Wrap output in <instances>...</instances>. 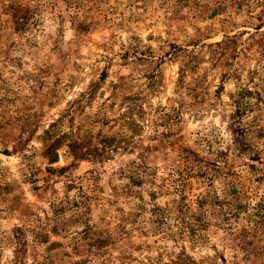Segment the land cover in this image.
I'll return each instance as SVG.
<instances>
[{
    "label": "rangeland",
    "instance_id": "374dc122",
    "mask_svg": "<svg viewBox=\"0 0 264 264\" xmlns=\"http://www.w3.org/2000/svg\"><path fill=\"white\" fill-rule=\"evenodd\" d=\"M0 264H264V0H0Z\"/></svg>",
    "mask_w": 264,
    "mask_h": 264
}]
</instances>
